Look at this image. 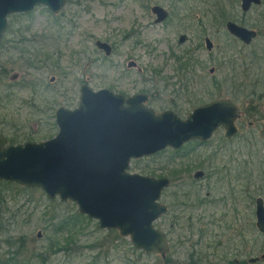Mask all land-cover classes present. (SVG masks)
I'll return each instance as SVG.
<instances>
[{
	"label": "rangeland",
	"instance_id": "rangeland-1",
	"mask_svg": "<svg viewBox=\"0 0 264 264\" xmlns=\"http://www.w3.org/2000/svg\"><path fill=\"white\" fill-rule=\"evenodd\" d=\"M154 6L169 12L163 23L155 22ZM228 21L257 37L245 45L227 31ZM183 34L188 41L180 45ZM96 41L110 44L112 54ZM263 59L264 0L245 13L240 0H66L57 15L43 6L10 15L0 44V135L9 145L55 137L57 110L77 108L84 84L127 98L146 94L157 114L186 119L199 106L231 99L242 116L232 140L220 128L205 143L131 162L130 173L171 182L161 198L169 213L154 223L169 240L165 260L118 230L101 229L76 203L11 183L0 185V264H194L192 255L220 264L235 252L264 264L255 214L256 199L264 198ZM233 79L247 88L233 87ZM254 101L261 103L256 116ZM199 170L205 176L197 180Z\"/></svg>",
	"mask_w": 264,
	"mask_h": 264
},
{
	"label": "water",
	"instance_id": "water-1",
	"mask_svg": "<svg viewBox=\"0 0 264 264\" xmlns=\"http://www.w3.org/2000/svg\"><path fill=\"white\" fill-rule=\"evenodd\" d=\"M240 1L244 13L262 4V0ZM65 5L66 0H0V44L10 15L26 14L39 6L57 15ZM152 13L157 24L169 16L160 6H154ZM226 29L245 45L257 37L254 30L234 22H228ZM186 41L187 35L179 37L180 45ZM96 46L105 56L113 52L106 42L96 41ZM206 47L213 49L209 38ZM80 92L77 108L57 110L59 131L52 139L9 145L0 135V181L40 188L49 199L72 201L101 229L118 230L121 236L131 238L136 249L165 259L169 243L154 223L168 213L161 198L171 182L164 177L132 174L131 162L168 148L179 150L191 141L205 143L220 128L227 139L234 138L242 116L240 106L231 99L215 100L182 119L171 110L157 114L148 108L146 94L127 98L107 89L94 91L86 84ZM194 176L200 180L205 173L199 170ZM255 203L256 227L264 235V198ZM259 260L252 257L249 263Z\"/></svg>",
	"mask_w": 264,
	"mask_h": 264
},
{
	"label": "flooded vegetation",
	"instance_id": "flooded-vegetation-1",
	"mask_svg": "<svg viewBox=\"0 0 264 264\" xmlns=\"http://www.w3.org/2000/svg\"><path fill=\"white\" fill-rule=\"evenodd\" d=\"M262 4H263V0H262ZM261 4V5H262ZM260 6V5H259ZM243 11V10H242ZM168 18H169V16H168ZM167 18V19H168ZM166 19V20H167ZM165 20V21H166ZM228 22H233V21H228ZM227 22V23H228ZM226 23V24H227ZM234 23H236V22H234ZM236 24H238V23H236ZM181 36V35H180ZM208 38H205V43H206V40H207ZM238 39V38H237ZM211 40V39H210ZM187 41H188V36H187ZM186 41V42H187ZM243 43V42H242ZM209 51V50H208ZM209 52H211V51H209ZM215 71L214 70H212V73H214ZM241 108V107H240ZM241 111H242V109H241ZM223 129V128H222ZM228 140V139H227ZM230 140H232V139H230ZM168 207V206H167ZM168 213H169V208H168ZM167 236V235H166ZM168 243H169V240H168ZM170 250H171V247H170V244H169V252H170ZM169 252L167 253V255L169 254ZM241 252H235V253H231V255L230 256H233L232 257V259H229L228 258V260H226V258L225 257H221V259L218 261L220 264H225V262H226V264H252V263H249L248 262V259L249 258H252V257H257V256H253V255H247L248 254V252H245V255L246 256H248V259L247 260H245V261H243L242 259H239L240 258V256H241ZM167 255H166V258H167ZM245 256V257H246ZM192 257H193V259H192V261H193V263L194 264H200L201 262H203V260H202V256L201 257H197V256H195V255H192ZM165 258V259H166ZM165 259H163V260H165ZM167 261H168V259H167ZM263 260H259L258 262H256V263H253V264H258L259 262H262ZM167 263V262H166Z\"/></svg>",
	"mask_w": 264,
	"mask_h": 264
},
{
	"label": "trees",
	"instance_id": "trees-1",
	"mask_svg": "<svg viewBox=\"0 0 264 264\" xmlns=\"http://www.w3.org/2000/svg\"><path fill=\"white\" fill-rule=\"evenodd\" d=\"M264 60V59H263ZM258 78H259V75H256ZM261 77V75H260ZM234 82H230V84L233 86V87H238L240 90H244L245 88H247V85H246V82L244 81V83H238V81H235V79H233ZM260 81V80H259ZM259 81H257V83H254V86H258L260 83ZM261 82V81H260ZM264 82V81H263ZM227 83H228V80H227ZM254 89V88H253ZM1 102V100H0ZM260 106H261V103H258V101L256 102V105H255V101L254 103L250 106L252 111L255 112L254 116L256 115H259L260 111ZM31 139L29 138V136L26 138V139H23L22 142L24 141H30ZM21 142V139H10L9 140V143L12 144V145H18L19 143ZM0 185H12L10 182H6V181H3V182H0ZM24 190H27L26 188H23ZM261 240L264 239V235L260 237ZM23 241V240H22ZM22 247L24 248L23 251L25 250V247L22 245ZM190 257H188L189 259ZM193 259V257H191ZM170 260V259H169ZM169 260L167 261V263H169ZM13 261V260H12Z\"/></svg>",
	"mask_w": 264,
	"mask_h": 264
},
{
	"label": "bare ground",
	"instance_id": "bare-ground-1",
	"mask_svg": "<svg viewBox=\"0 0 264 264\" xmlns=\"http://www.w3.org/2000/svg\"><path fill=\"white\" fill-rule=\"evenodd\" d=\"M163 259V258H162Z\"/></svg>",
	"mask_w": 264,
	"mask_h": 264
}]
</instances>
